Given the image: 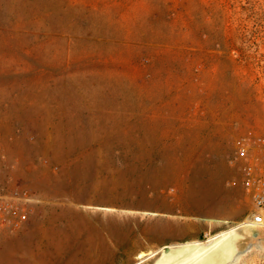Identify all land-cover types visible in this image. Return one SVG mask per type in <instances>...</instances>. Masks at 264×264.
<instances>
[{"label": "rangeland", "instance_id": "374dc122", "mask_svg": "<svg viewBox=\"0 0 264 264\" xmlns=\"http://www.w3.org/2000/svg\"><path fill=\"white\" fill-rule=\"evenodd\" d=\"M251 132L264 0H0V187L39 199L0 264H136L246 221Z\"/></svg>", "mask_w": 264, "mask_h": 264}, {"label": "built area", "instance_id": "2783aa9c", "mask_svg": "<svg viewBox=\"0 0 264 264\" xmlns=\"http://www.w3.org/2000/svg\"><path fill=\"white\" fill-rule=\"evenodd\" d=\"M232 163L238 167L242 184L253 201L254 209L247 222L260 235L264 231V134L251 132L242 137ZM38 202L36 193L26 186L0 187V237L24 228Z\"/></svg>", "mask_w": 264, "mask_h": 264}, {"label": "bare ground", "instance_id": "6f19581e", "mask_svg": "<svg viewBox=\"0 0 264 264\" xmlns=\"http://www.w3.org/2000/svg\"><path fill=\"white\" fill-rule=\"evenodd\" d=\"M209 221L223 222L217 219ZM249 232H252V235ZM261 243L259 232L246 220L206 240L167 244L168 246L149 254L141 253L138 258L153 259L151 264H237L252 248H262ZM33 252L37 257V251ZM1 264H8V261L3 260Z\"/></svg>", "mask_w": 264, "mask_h": 264}, {"label": "crops", "instance_id": "0c3cea01", "mask_svg": "<svg viewBox=\"0 0 264 264\" xmlns=\"http://www.w3.org/2000/svg\"><path fill=\"white\" fill-rule=\"evenodd\" d=\"M34 225H37V224H34ZM37 258V259H36ZM39 260V261H38ZM34 261L37 263V264H42L45 262V258L42 257V254L41 252H37V257H34ZM34 262V263H35ZM49 263V262H48Z\"/></svg>", "mask_w": 264, "mask_h": 264}, {"label": "water", "instance_id": "95a60500", "mask_svg": "<svg viewBox=\"0 0 264 264\" xmlns=\"http://www.w3.org/2000/svg\"><path fill=\"white\" fill-rule=\"evenodd\" d=\"M145 259H142L141 261H139L138 263H136V264H140L142 261H144Z\"/></svg>", "mask_w": 264, "mask_h": 264}, {"label": "flooded vegetation", "instance_id": "af4514ba", "mask_svg": "<svg viewBox=\"0 0 264 264\" xmlns=\"http://www.w3.org/2000/svg\"><path fill=\"white\" fill-rule=\"evenodd\" d=\"M142 262H143V261H142ZM142 262H141V263H142Z\"/></svg>", "mask_w": 264, "mask_h": 264}]
</instances>
